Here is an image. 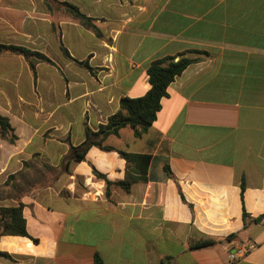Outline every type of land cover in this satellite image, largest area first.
Here are the masks:
<instances>
[{
    "label": "crops",
    "instance_id": "1",
    "mask_svg": "<svg viewBox=\"0 0 264 264\" xmlns=\"http://www.w3.org/2000/svg\"><path fill=\"white\" fill-rule=\"evenodd\" d=\"M0 45L50 60L0 54L17 137H0V208L22 204L30 236L1 237L0 264H264V0H0ZM181 55L196 61L148 131L104 141L150 155L146 175L98 147L77 162L88 130L147 94L151 63Z\"/></svg>",
    "mask_w": 264,
    "mask_h": 264
},
{
    "label": "trees",
    "instance_id": "2",
    "mask_svg": "<svg viewBox=\"0 0 264 264\" xmlns=\"http://www.w3.org/2000/svg\"><path fill=\"white\" fill-rule=\"evenodd\" d=\"M66 10L76 20L81 21L88 27H91L92 20L87 18L76 7L65 3ZM64 54L71 58L69 52L63 47ZM10 53L23 56L31 65L34 70L35 64L38 62H50V60L43 54L30 51L23 47L13 45H0V54ZM176 59H178L176 61ZM196 60L184 58L183 55L178 57H168L165 59L157 60L151 63L148 69L150 89L143 97L138 98H122L120 101V108L117 113L112 115L105 125H101L97 132L88 130L87 142L78 148H74L75 160L82 162L91 147H98L104 151H116L126 160L127 164L136 167L139 164H144L142 171L143 177L146 175L147 167L151 161L150 155H137L129 154L123 151H118L113 147L105 146L104 141L110 136H118L120 131L124 128L130 127L137 139L141 138L148 129L157 120L158 113L161 110V102L168 96V88L175 81L177 77ZM79 63V62H78ZM80 65L87 66V63H79ZM89 67V66H87ZM0 137L15 143L17 137L12 128L9 120L0 116ZM168 169V168H166ZM103 178L101 174H97ZM142 179V178H141ZM136 179H127L124 182H119L115 185L121 187L126 193H129L131 187ZM108 186L112 185L107 182ZM109 195V192H107ZM3 236H30L27 233L26 220L23 215V205L19 204L16 207L0 208V238ZM234 236L228 237L233 239ZM35 243L38 240L32 239ZM220 243L216 239H206L201 242L195 243L192 249H203L217 245ZM0 257L11 259L7 253L0 252ZM95 264H101V260L97 258Z\"/></svg>",
    "mask_w": 264,
    "mask_h": 264
},
{
    "label": "built area",
    "instance_id": "3",
    "mask_svg": "<svg viewBox=\"0 0 264 264\" xmlns=\"http://www.w3.org/2000/svg\"><path fill=\"white\" fill-rule=\"evenodd\" d=\"M255 249L253 245H241L235 248L229 256L230 263H237L248 257V255Z\"/></svg>",
    "mask_w": 264,
    "mask_h": 264
}]
</instances>
